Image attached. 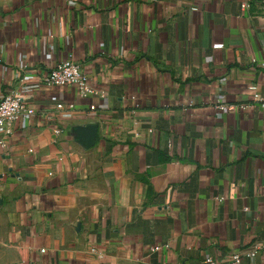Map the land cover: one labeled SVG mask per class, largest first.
<instances>
[{
	"label": "crops",
	"instance_id": "crops-1",
	"mask_svg": "<svg viewBox=\"0 0 264 264\" xmlns=\"http://www.w3.org/2000/svg\"><path fill=\"white\" fill-rule=\"evenodd\" d=\"M242 2L0 0V97L35 111L0 132V264H264V0ZM68 56L103 96L43 82Z\"/></svg>",
	"mask_w": 264,
	"mask_h": 264
},
{
	"label": "built area",
	"instance_id": "built-area-1",
	"mask_svg": "<svg viewBox=\"0 0 264 264\" xmlns=\"http://www.w3.org/2000/svg\"><path fill=\"white\" fill-rule=\"evenodd\" d=\"M242 7L248 6V0H243ZM43 82L48 86H74L78 88L79 92L83 96L91 94H100L103 96L104 92L91 88L88 84V77L82 70L81 65L74 60L71 56L66 59L57 62L43 77ZM250 89H254L253 85L249 86ZM262 106L264 107V97L261 98ZM62 102L56 104V108L63 107ZM72 107L73 104H68ZM94 109V106H90ZM219 110L231 109V106L226 104V100L221 98L216 105ZM35 111L32 107H29L23 100L22 95L19 92L11 91L3 94L0 97V132L4 134H11L14 124L23 117L34 115ZM56 133L60 130L55 129ZM256 246L249 252L250 256L255 255ZM206 264H221L218 260L211 256L205 258ZM230 264H241V253L234 252L231 254Z\"/></svg>",
	"mask_w": 264,
	"mask_h": 264
}]
</instances>
